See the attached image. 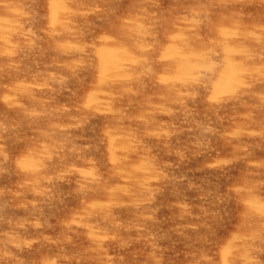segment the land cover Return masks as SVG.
<instances>
[{"label": "rangeland", "instance_id": "obj_1", "mask_svg": "<svg viewBox=\"0 0 264 264\" xmlns=\"http://www.w3.org/2000/svg\"><path fill=\"white\" fill-rule=\"evenodd\" d=\"M0 264H264V0H0Z\"/></svg>", "mask_w": 264, "mask_h": 264}]
</instances>
